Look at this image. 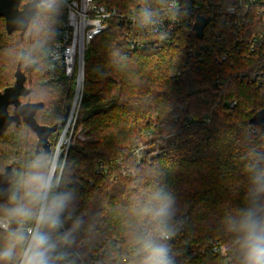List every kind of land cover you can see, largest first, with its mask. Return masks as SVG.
<instances>
[{"label":"trees","instance_id":"16d2710c","mask_svg":"<svg viewBox=\"0 0 264 264\" xmlns=\"http://www.w3.org/2000/svg\"><path fill=\"white\" fill-rule=\"evenodd\" d=\"M66 18L58 0H44L24 34H9L0 17V92L13 86L19 65L25 71L35 64L26 73L30 94L20 100L44 103L36 114L44 126L62 121L73 95L63 77L44 82L47 52ZM203 58L190 60L174 45L131 52L117 24L93 40L77 120L88 141L77 140L60 155L54 179L57 184L65 159L53 194L68 197L64 212L72 216L75 240H132L144 227L162 226L172 233L158 240L173 251L172 264H241L233 221L254 203L264 206V135L253 134L250 124L264 108V85L240 74L264 69V54L234 53L233 63ZM58 137H49L51 153L37 152L38 138L24 122L4 132L0 173L12 167L10 196L23 193L29 172L49 175ZM216 243L223 253L213 252ZM7 244L0 229V249Z\"/></svg>","mask_w":264,"mask_h":264},{"label":"built area","instance_id":"2783aa9c","mask_svg":"<svg viewBox=\"0 0 264 264\" xmlns=\"http://www.w3.org/2000/svg\"><path fill=\"white\" fill-rule=\"evenodd\" d=\"M58 1L66 6L67 18L59 28V39L47 52L44 82L63 77L72 86L73 95L66 109L65 125L60 129L62 135L57 151L53 152L54 162L49 176L54 179L58 169V150L64 145L66 156L74 139L73 132L84 94L86 52L93 40L113 25H118L131 52L174 45L183 46L190 60L204 61L203 56L207 54L217 61L230 63H233L234 53L243 57L257 51L264 54V0H236L235 3L232 0ZM45 2L53 5L55 0ZM145 12L149 13L147 20ZM199 16L209 18L202 38L194 29ZM240 77L258 87L264 85V69L261 66L252 74L241 73ZM236 104L233 101L229 106ZM252 133L264 135L255 126ZM260 163L264 166V149ZM61 219L62 227L51 233L52 242L56 245V264H140L142 256L138 252L137 239L113 237L96 244L77 241L68 228L72 216L64 212ZM182 225L183 219L179 226ZM164 232L168 231L162 226L144 227L142 237L150 235L153 239L167 241L161 239ZM213 252L221 254L223 248L216 243ZM172 253L171 250L169 255Z\"/></svg>","mask_w":264,"mask_h":264},{"label":"clouds","instance_id":"9594fccd","mask_svg":"<svg viewBox=\"0 0 264 264\" xmlns=\"http://www.w3.org/2000/svg\"><path fill=\"white\" fill-rule=\"evenodd\" d=\"M149 18V13H144ZM39 163L31 168L38 169ZM23 193L13 194L0 207V229L8 244L0 249V264H56V245L51 233L62 227L67 195L53 194L54 178L40 171L29 172L23 179ZM16 225V227H13ZM30 225V226H28ZM232 231L241 254V264H264V206L254 203L233 221ZM172 233H162V240ZM140 264H172L166 243L150 235L139 237Z\"/></svg>","mask_w":264,"mask_h":264},{"label":"water","instance_id":"95a60500","mask_svg":"<svg viewBox=\"0 0 264 264\" xmlns=\"http://www.w3.org/2000/svg\"><path fill=\"white\" fill-rule=\"evenodd\" d=\"M44 0H30L21 5L22 0H0V17L4 18L6 30L9 34L19 31L24 34L35 20L40 5ZM209 22V18L199 16L194 29L198 37L202 38L204 29ZM25 56V53L23 54ZM35 64L26 67L25 71L19 65L15 73L13 86L0 92V137L4 132L15 123L17 125L24 122L37 136V152L42 148L45 152L51 153L49 137L65 125L68 110L64 119L56 125H40L36 120V114L40 111L44 103H22L21 98L28 97L29 88L26 87L27 72L33 71ZM12 107V112L9 108ZM252 126L260 128L264 134V108L259 110L250 119ZM14 173L12 167H7L5 172L0 173V202H8L10 197V180ZM16 227V225H13Z\"/></svg>","mask_w":264,"mask_h":264},{"label":"rangeland","instance_id":"374dc122","mask_svg":"<svg viewBox=\"0 0 264 264\" xmlns=\"http://www.w3.org/2000/svg\"><path fill=\"white\" fill-rule=\"evenodd\" d=\"M28 2V1H27ZM29 85L27 84V87ZM72 92V91H71ZM73 94V92H72ZM70 102V101H69ZM61 130H59V137H58V141H56V145L54 146V153L57 151V148H58V144H59V140L61 138ZM73 140L71 141V144L74 145L75 142L77 140H80V141H88V138L84 135V131H83V128L81 126L75 127V130L73 132ZM148 141V138L145 136L143 137V139L139 142V147L142 149L144 147V144ZM63 147H60L59 150H58V162H57V165H56V169L58 168V164H59V160H60V155L63 153ZM53 162H54V155H53ZM53 162H52V166H53ZM56 164V163H55ZM52 168V167H51ZM57 171V170H56Z\"/></svg>","mask_w":264,"mask_h":264}]
</instances>
